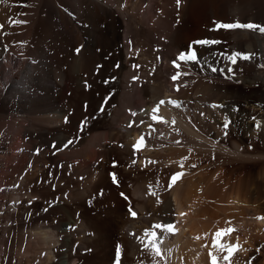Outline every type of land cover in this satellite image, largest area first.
Masks as SVG:
<instances>
[{
	"label": "bare ground",
	"instance_id": "6f19581e",
	"mask_svg": "<svg viewBox=\"0 0 264 264\" xmlns=\"http://www.w3.org/2000/svg\"><path fill=\"white\" fill-rule=\"evenodd\" d=\"M236 22L264 26V0H0V264H213L246 209L229 199L264 210V170L227 191L178 169L193 149L264 157V33L216 27Z\"/></svg>",
	"mask_w": 264,
	"mask_h": 264
},
{
	"label": "rangeland",
	"instance_id": "374dc122",
	"mask_svg": "<svg viewBox=\"0 0 264 264\" xmlns=\"http://www.w3.org/2000/svg\"><path fill=\"white\" fill-rule=\"evenodd\" d=\"M129 88L132 90L131 86H129ZM130 89H128V91H131ZM5 132L6 131L1 132V134H0V142L1 143L5 142L6 140H8L7 139V135H6ZM259 141H260V143H259ZM8 142H9V140H8ZM10 142H9L10 144H14V141H10ZM254 144H256V146L254 148L255 149L254 151L259 150L261 148L262 141L260 139H258V141H256ZM245 145H247V144H245ZM12 147L13 146H11L10 149ZM197 150L198 149H193V151H189V153L187 152L186 154L181 156L179 158V167L180 168H178V169H180L182 171V169L185 170V168H183L185 166L191 167V168L195 169V170H192L193 174H195L194 172H196L195 175H197L199 172L202 171V174H204V175L211 174L212 180H213V177H214L213 175H216L217 178H215V179H220V180H217V182L223 183V181H224V183H225L224 188H226L227 191H231V189L237 187L239 183L241 184L242 182H244V180L248 179L252 174H255L258 171L264 170V157L260 156V155H257V154H252V153L247 152V153H242L240 155L234 154V153H228V154H224L223 155V154H220L218 152H212L211 154L205 156L202 151H199V150L197 151ZM249 150H251V148ZM184 157H187V159L186 160L183 159ZM181 164H183L182 169H181ZM192 165H195L196 168L192 167ZM220 169H221V172H220ZM216 171H217V173H216ZM232 175H233V177H232ZM231 199H229V201H230L229 204L232 207L234 205H236V204L237 205L239 204L238 206H240L241 204L245 205V206L241 205V207H244V208L246 207V209L242 212L243 214L241 213L242 216H244V217H243L242 220L238 221L236 218H234V217H236V214H238V211L237 210H233V208H230L229 209V213H231V215H233L232 218H233L234 222H232L231 221L232 218H230V220L228 219L227 222L224 225H221V226L219 225L218 227H226V228L231 227V228L235 229V233L233 231L232 233L227 234V236H223L222 235L221 239L225 238V240H226V238L228 237L227 240L229 239L228 240L229 242L227 241V244H229V243L233 244L236 240H237V242L234 243V244H237L240 241V243H238V244H241L240 246L242 248H240V249L238 248L239 250L237 249L236 251H234L235 253H233V255L231 257H229V261H225L223 259V256L227 255V251L219 252V255H216L217 258H219V259H217V260H219L217 262L219 264H222V263L223 264L224 263L225 264H250V263H252V264H263L264 263V234H262V233L264 232V229H263V227H264V224H263L264 223V219L262 221L263 223L261 222L262 223V227L259 229V227H257V226H253L252 227V224H253L252 222H254L252 220V218L258 217V215H259V217H261V216L263 217L264 216V210L254 211V210H252V207L247 202H243L242 203V202L235 201L234 198H231ZM245 219H248V220H246V222H245ZM243 221L245 222V224H244L245 226L242 224ZM248 221H250L252 224H250V222H248ZM213 222H212V224H213L212 225L213 226L212 230L217 228V226H216L217 222H214V223ZM248 223H249L250 226L248 225ZM229 224H231V225L229 226ZM214 225L216 226V228H214L215 227ZM248 226H249V228H248ZM245 227L247 228V231H245L246 230ZM226 228H220V229H226ZM256 228H257V230H256ZM217 230H218V228L216 229V231ZM250 230H252V232ZM241 231H242V233H241ZM253 231H254V234L256 233L255 235L252 234ZM213 232H214V230H213ZM233 233H234V235L230 236ZM244 233L246 235L247 234L248 235L244 236ZM224 235H226V234H224ZM237 235L241 237V238L238 237V239L240 238L239 240L236 238ZM252 235H254V236L252 237ZM242 236H244V237H242ZM248 236L252 237V238H250L249 240L246 239V241H245L244 238H249ZM253 239H254V241L252 242ZM225 240H221V241H223L222 243H224ZM241 241H243V242H241ZM245 243H247L246 244L247 246L246 245L242 246V244L244 245ZM248 243H250L249 247H248ZM224 244H226V241H225ZM250 245H253V246L250 247ZM250 248H251V250H250ZM254 249L256 251H254ZM242 250H244V252ZM248 250H249V252H248ZM257 250L261 251V252H258ZM262 250H263V252H262ZM245 251H247V253ZM253 251H254V253H253ZM217 252H216V254H217ZM242 253H244V254H242ZM221 254H223V255H221ZM220 255H221V257H220ZM244 256H246V257H244ZM260 259H261V261H260Z\"/></svg>",
	"mask_w": 264,
	"mask_h": 264
},
{
	"label": "snow or ice",
	"instance_id": "6c2138e0",
	"mask_svg": "<svg viewBox=\"0 0 264 264\" xmlns=\"http://www.w3.org/2000/svg\"><path fill=\"white\" fill-rule=\"evenodd\" d=\"M177 2V6H179L181 0H176ZM15 23H26V21H21V20H16ZM2 27V26H0ZM216 27L219 29V28H223V29H246V30H252V31H259L261 33H264V26H261V25H257V24H254V23H244V24H241L239 22H236V23H218L216 25ZM194 43L196 44H215V43H220V41H208V40H203V41H194ZM77 52H79L80 50L77 49L76 50ZM251 58V54H247V53H241V52H232L230 55L227 56V59L232 63V64H236L237 63V60L238 59H244V60H248ZM179 59L180 60H185V61H196L198 59L196 53L194 50H191L189 52H186V53H181L179 55ZM173 64L176 66V67H179V65L176 64L175 61H173ZM135 67H138V66H135ZM264 67V66H262ZM212 71H216L215 68L212 69ZM229 71H231V69H229ZM181 75H187V73H180V72H177L175 75H173L171 77V79L173 81L177 80ZM177 90H179V88H177ZM170 103L176 105L177 107H179V102L175 101V100H170L169 101ZM165 101L164 100H161L159 102V104L152 109V113L153 115L151 116V119L152 120H160L162 119L161 117H158L157 115H155V113L158 111V108H159V105H162L164 104ZM212 107H217V105H212ZM222 107V105H221ZM101 111H103V108L101 109ZM132 115H136V113H132ZM141 123H143V121H141ZM174 123V121H173ZM132 125L130 124L129 127H131ZM151 127V125H149ZM224 127L227 128L228 127V121L226 120L225 121V124H224ZM226 134V133H225ZM143 142V137L140 138V140L137 141V143L135 145H133L134 148H139L140 145L142 144ZM73 143L72 140H69L67 142V144L64 145V147H67L69 144ZM183 159H187V157H184ZM133 163H136V161H133ZM149 163H154L153 161H149ZM183 167V164H181V168ZM192 167H196L195 165H192ZM112 179L113 181H116V175L115 173H112ZM183 173L182 172H176L174 173L171 177H170V183L168 184V188H171L177 181L178 178L182 177ZM151 187V186H150ZM152 195H155L156 193L155 192H152L151 193ZM133 216L136 215L135 212H132L131 213ZM180 215H185V213H181ZM255 219H264V217H256ZM230 223V222H229ZM155 228L157 229H162L163 231H166V232H174L176 231L175 227L173 224H156L155 225ZM233 231H235V229L231 228V227H228L226 229H220L218 230L215 234H214V238H213V246L218 248L220 251H227V255H224L223 256V259L225 261H229V257H231L234 253V251H236L240 246L239 244H224V243H221V236L222 234H230L232 233ZM146 235H148L150 237V240H149V245L151 246L152 250L154 251L155 255L159 256L161 255V251H160V248L158 247V242L156 241V232L155 231H151L149 232L148 230H146ZM197 239H199V237H196ZM238 239V238H237ZM149 245H146L145 247H148ZM120 255V249L119 247L117 248V259ZM212 262L213 264H217V257L216 256H212Z\"/></svg>",
	"mask_w": 264,
	"mask_h": 264
}]
</instances>
